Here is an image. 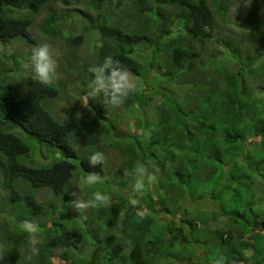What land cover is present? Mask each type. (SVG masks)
<instances>
[{
  "label": "trees",
  "instance_id": "1",
  "mask_svg": "<svg viewBox=\"0 0 264 264\" xmlns=\"http://www.w3.org/2000/svg\"><path fill=\"white\" fill-rule=\"evenodd\" d=\"M109 5L121 10L102 32L101 54L77 64L76 49L100 34L82 27L77 34L66 24L103 20ZM45 6L55 16L39 26L41 35L68 50L57 62L75 71V95L77 84L90 92L89 68L112 55L143 78L146 92L161 95L165 121L142 132L134 124L130 138L112 144L124 159L119 172L105 162L89 167L88 155L102 149L84 126L95 127L94 115L104 117L111 106L91 96L86 116L73 106L55 110L57 101L83 100L68 89L69 78L41 84L24 67L31 52L25 64L0 53V264H50L54 256L61 264H155L169 250L166 257L178 264H264V46L252 45L264 39L255 24L264 26V0H253L242 18L232 0H0V42L23 37L39 46L30 28ZM221 20L246 28L252 40L233 37L227 54L211 46L225 30ZM156 63L166 69L163 83ZM138 167L146 169L145 187L135 193ZM89 173L100 181L81 189L80 176ZM97 192L105 204L74 208L72 193L87 199ZM47 193L53 198L38 200ZM209 200L218 210L197 207ZM24 221L38 225L39 254L31 258Z\"/></svg>",
  "mask_w": 264,
  "mask_h": 264
},
{
  "label": "rangeland",
  "instance_id": "2",
  "mask_svg": "<svg viewBox=\"0 0 264 264\" xmlns=\"http://www.w3.org/2000/svg\"><path fill=\"white\" fill-rule=\"evenodd\" d=\"M116 1L117 0H115V2ZM232 2L235 5L234 9L240 8V10L237 12L238 18H242L243 15L246 13L249 16L250 13L252 12L253 0H232ZM55 5L57 6L58 9L61 8L60 2H56ZM105 5H108V4H105ZM48 9H50V7H46V6L40 9V12L36 15V20H35L33 27L30 28V31H31L33 39L38 41V43L40 42V45L45 44V43L49 44L54 49L56 58L61 59V57L64 54H66L68 51V50L65 51V48L63 47V42L58 40V38H50V37L43 38L41 35V28L39 26L43 24L45 20H47L51 16H55L52 12L51 13L53 15H50ZM108 9H111L112 13L110 12L109 15L106 16L103 20H99V15H98V17L94 18L93 22H85L82 26L79 25L80 27L78 28L75 27L74 22L66 24L72 30L74 29V32H76L77 34L79 32H82V28L85 29L84 31L88 30L90 33H92L91 35H95L96 32H99L100 34L97 42L94 41L96 38L94 36L93 39H88L86 43H84L83 45L79 46L76 49L78 51V55L75 58L77 64L82 65L85 60H87L88 62L90 60L91 62L95 54H101L102 45L104 44V41H105L102 38V35L103 33H107L106 31H109L111 28V25L115 22L114 16L116 15V11L118 14L119 11L121 10L120 6H118L117 8H113L111 7V5H109ZM260 11L263 14L261 9ZM228 15H229V12H228ZM98 20H99V23H98ZM221 21L224 24L225 30L223 31L221 35H218L215 32L214 34L215 39L212 40L211 46L218 47L219 51L221 52L223 51V53L227 54V52H232V46H233L232 38L233 37L238 38V39H243L244 37L248 38V35L246 33L247 32L246 28H240L239 24H235L229 20L227 21L221 20ZM255 24L261 25L262 30L258 32V34L260 36H263L264 26L258 23H255ZM93 25L99 28L98 31L89 30ZM106 37L109 38V37H112V35L108 34L106 35ZM254 38L257 39V37H254ZM248 40H252V39L248 38ZM92 41L94 42V45ZM26 42L27 41L23 37H17L16 39L9 41V44L0 43V53L3 56V61L4 60L6 61L7 59H9L11 62H14L15 59H18L19 61H23L25 64L26 57L27 58L29 57V53L30 52L32 53L33 48H35L37 45V44L26 43ZM252 45L253 47L258 46L259 48H263L264 39H259L258 42L256 43L254 40V43ZM92 46L94 47L92 48ZM89 51H90V54H88ZM166 53L171 54V52L163 51V56ZM141 54L145 55V52L143 51ZM148 55L150 54L148 53ZM19 63H22V62H19ZM161 68H162L161 64L158 65L156 63L154 70H160ZM71 72L75 73L74 70H72ZM71 72H68V69L67 71L66 69L64 70V63L62 61H61V64H58V75L60 78L62 77L69 78L68 83H69L70 88L68 87V89L71 90L72 92L73 81L76 78L72 76ZM76 72L78 73L80 72V70L76 68ZM165 72H166V69L163 67L162 68V79L160 80L159 83H163ZM130 75L132 79V90L130 91V97L127 96L123 104L119 106L118 108H113V107L109 108L108 110L109 112H107V114L104 117L101 115V112H98L100 116H98L96 113L93 119H91V120H96L95 127L93 126V124H91L92 121H89L84 126L85 128L84 134L93 135V137H91V144L97 145L98 148L102 149L100 150V152H103L105 155V165L108 164L109 170H112V168L115 167L116 173L119 172L122 168H124V161H123L124 159H122L121 153L112 144H115V142L118 141V138H121V139L130 138L134 134V132L132 131L133 128L135 129L134 124H138L140 131L142 132L143 128L147 125H150L153 127L156 124H158V122L165 121L163 119L164 116L161 115L160 108H159L161 104V95L146 92V89H148V87L147 85H144L142 83L143 78L138 75L135 76L133 73H130ZM88 77H90V80L88 79L89 81L88 83L90 86L91 80H92V73L90 71L88 72L87 78ZM72 94L74 93L72 92ZM77 94L83 96V100L81 98L79 99L75 98L74 102H69V103L63 100L57 101L55 110L65 111L66 113V109L73 106L74 109H76L77 114H79L80 116H86L88 112L82 113L81 111H86V109H88L89 102L91 103V100L93 98H91V96L88 95L89 92L85 87L80 86L78 84L76 85V95ZM76 95L74 94L73 96H76ZM50 102L51 101L48 100L46 104L48 105ZM147 104H149L150 106H147ZM108 113H110V115H108ZM97 117H101V119ZM110 125H112V127H110ZM75 128L76 129L81 128V124L79 122H76ZM87 135H84L83 138L81 139V142L83 144H85L86 142ZM157 140L165 144L167 138L165 137L163 139L162 138L159 139L157 137ZM139 146L140 148H142V145H139ZM216 178L217 176L215 177V179ZM79 183L82 189L88 182L87 180H85L83 176H80ZM47 194L48 195L46 197H43L41 194H39L38 200L44 201L46 198H50V197L51 199L53 198V196H51L50 193H47ZM202 200H203L202 198H199L198 202L201 203ZM202 204L204 205L197 204V207L202 208L206 211L207 210L214 211L217 208L216 203L214 204L210 200ZM216 210H218V208ZM153 216L155 219H167L165 218V215L162 213L153 214ZM169 253H170V250L167 251L162 256H160V258L156 259L158 260V262H156L155 264H178L175 260H171L170 257H166V254H169ZM57 259L59 261V264H61L62 263L61 257L58 256ZM203 260L205 261V258H203ZM193 263L197 264L196 261H193Z\"/></svg>",
  "mask_w": 264,
  "mask_h": 264
},
{
  "label": "clouds",
  "instance_id": "3",
  "mask_svg": "<svg viewBox=\"0 0 264 264\" xmlns=\"http://www.w3.org/2000/svg\"><path fill=\"white\" fill-rule=\"evenodd\" d=\"M230 17L236 16L235 12L231 10ZM2 43V42H0ZM28 43V42H26ZM24 67L29 68L32 78L41 84L49 85L56 81L58 76V62L54 49L49 44H42L33 48L30 60ZM92 73V80L90 85L89 96L101 97L102 102L113 108L121 106L132 90V79L129 70L120 62L118 58L112 55L105 56L102 61L93 67L89 68ZM105 162V155L103 152L94 151L87 157V164L89 167H95L97 164L103 165ZM138 177L132 186L135 193L144 190L146 169L138 167L135 172ZM149 181L154 179L152 176L147 177ZM87 182L97 183L100 178L95 173H89L86 177ZM72 201L74 208L83 213L86 209H95L107 201V196L99 192L92 195L91 198H80L75 193ZM133 204L135 200L131 201ZM19 228L28 234L26 241V252L29 258L39 254V248L35 233L38 231V225L24 221L19 224ZM2 258V257H0ZM50 264H59L57 257L50 259Z\"/></svg>",
  "mask_w": 264,
  "mask_h": 264
}]
</instances>
